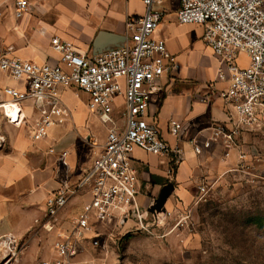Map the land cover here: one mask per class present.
I'll return each mask as SVG.
<instances>
[{
  "label": "built area",
  "instance_id": "obj_1",
  "mask_svg": "<svg viewBox=\"0 0 264 264\" xmlns=\"http://www.w3.org/2000/svg\"><path fill=\"white\" fill-rule=\"evenodd\" d=\"M142 3L144 12L125 20L124 41L100 52L81 53L57 35L49 41L57 53L53 61L22 58L0 46V71L24 82L21 88H2L8 98L0 101V110L8 122H22V101L32 99L38 118L31 137H45L50 125L64 122L70 115L60 93L65 87L85 93L88 110L107 129L101 152L75 183L68 181L65 152L57 158L63 176L60 186L45 198L42 228L51 232L60 226L57 214L72 194L86 191L88 198L69 228L54 238L55 257L40 264H82L78 256L83 245L98 244V224L117 220L123 225L130 219L133 223L128 229H147L148 211L138 199V173L131 164V152L137 147L155 155H170L175 163L181 157L182 149L177 143H168L147 114L151 94L174 63L165 40L154 36L164 15L162 0ZM28 8L27 0H14L16 16ZM176 21L203 26L202 41L217 60L215 78L227 82L220 96L230 104L234 115L230 126L214 125L201 141L191 138L192 148L199 153L213 140H222L224 147H230L241 132L264 125V0H179ZM241 59L246 63H240ZM182 128L179 121L170 119L168 130L172 136L178 138ZM48 150L53 152V148ZM195 181L202 196L206 182L201 178ZM1 243L6 262L17 256L18 243L12 235L4 236Z\"/></svg>",
  "mask_w": 264,
  "mask_h": 264
},
{
  "label": "crops",
  "instance_id": "obj_2",
  "mask_svg": "<svg viewBox=\"0 0 264 264\" xmlns=\"http://www.w3.org/2000/svg\"><path fill=\"white\" fill-rule=\"evenodd\" d=\"M27 2L28 10L16 16L14 0H0V46L9 48L12 55L40 61L57 58V53L49 46L53 35L70 41L81 53L97 50L94 40L98 34H104V48L120 44L127 32L126 18L140 15L145 9L142 0ZM178 6L179 0H162L160 4L164 15L154 30V36L165 40L174 66L159 79V87L150 96L147 114L149 120L154 119L158 124L162 137L171 145L177 143L182 154L172 166L170 155H155L137 147L131 152V164L138 173V199L147 211L161 187L168 182L173 183V188L167 198L172 193L185 196L192 186L197 189L196 178L205 182L216 170L222 172L229 168L228 158L221 156L222 140H213L199 153L194 152L190 142L191 138L201 141L208 137L214 125L230 126L234 115L230 104L220 96V91L227 88V82L215 78L217 60L202 41L203 26L177 22ZM62 13L71 15L73 20L67 21ZM61 16H64L63 23ZM23 85V81L0 72V101L8 98L2 92L4 86L21 88ZM67 91L66 103L62 100L70 115L64 122L50 125L46 136L39 140L31 137L38 113L29 98L21 104L25 117L19 124L8 122L0 110V240L12 235L17 243L22 244L23 255L29 253L33 258L41 255L42 260L55 257L54 238L69 228L70 221L80 213L88 198L86 191L72 194L57 214L60 226L51 232L42 229L45 198L60 186L63 176L58 156L65 152L69 165L68 181L75 183L101 152L107 132L106 125L88 110L87 95L80 92L82 99L75 100L76 93L73 95L71 89L61 87V98L62 92ZM170 119L183 126L178 138L168 130ZM235 147L239 148V145ZM49 148H53V152H49ZM229 155L235 160L238 154L234 151ZM148 213V224H157L162 212ZM132 223L133 220L128 219L123 225L117 220L102 224L128 229Z\"/></svg>",
  "mask_w": 264,
  "mask_h": 264
},
{
  "label": "rangeland",
  "instance_id": "obj_3",
  "mask_svg": "<svg viewBox=\"0 0 264 264\" xmlns=\"http://www.w3.org/2000/svg\"><path fill=\"white\" fill-rule=\"evenodd\" d=\"M68 92H62L65 103ZM72 92L75 100L82 99L80 91ZM234 151L235 160L229 155ZM221 153L229 168L216 170L205 180L202 196L195 186L185 196L172 193L157 224L147 229L98 224V244H84L79 254L82 264H264V125L245 131ZM150 218L148 213L151 222ZM4 247L1 243L0 264L42 261L41 255H23L18 243L17 256L6 262Z\"/></svg>",
  "mask_w": 264,
  "mask_h": 264
},
{
  "label": "water",
  "instance_id": "obj_4",
  "mask_svg": "<svg viewBox=\"0 0 264 264\" xmlns=\"http://www.w3.org/2000/svg\"><path fill=\"white\" fill-rule=\"evenodd\" d=\"M105 38H104V34H98V36H96L95 40H94V47L97 49L95 50L94 52H100L101 50L103 49H107L109 48L108 46L107 47H103L104 43L105 42ZM123 41H124V38H123ZM122 41V42H123ZM121 42V43H122ZM120 43V44H121ZM120 44H116L114 46H118ZM173 188V183L171 182H168L167 184H165L163 187H161L159 193H158V196L153 200V202L148 206V211L154 215L158 214V213H161V212H164L165 211V208H164V202L168 196V194L170 193V191L172 190Z\"/></svg>",
  "mask_w": 264,
  "mask_h": 264
}]
</instances>
